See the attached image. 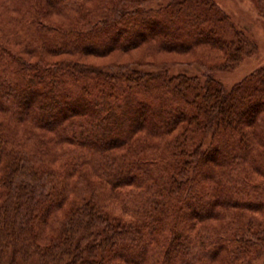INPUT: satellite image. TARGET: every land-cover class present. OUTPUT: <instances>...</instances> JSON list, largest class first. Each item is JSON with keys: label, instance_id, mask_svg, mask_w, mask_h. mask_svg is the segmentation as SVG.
Masks as SVG:
<instances>
[{"label": "trees", "instance_id": "trees-1", "mask_svg": "<svg viewBox=\"0 0 264 264\" xmlns=\"http://www.w3.org/2000/svg\"><path fill=\"white\" fill-rule=\"evenodd\" d=\"M150 1L0 0V264L264 253V66L228 89L73 58L205 47L231 69L254 49L214 0Z\"/></svg>", "mask_w": 264, "mask_h": 264}, {"label": "rangeland", "instance_id": "rangeland-1", "mask_svg": "<svg viewBox=\"0 0 264 264\" xmlns=\"http://www.w3.org/2000/svg\"><path fill=\"white\" fill-rule=\"evenodd\" d=\"M219 8L225 12L234 26L241 30L246 37L252 41L253 51L246 53L241 61L231 69H218L210 64H218L220 58L215 57L214 51L205 47L196 48L190 52H173L154 50V47H148L145 44H137L126 49H116L99 56L92 54L77 55L73 58L85 60L97 65H111L123 67L132 62H140L138 66L145 71L166 70L171 75L186 74L189 76H198L201 83H204L208 77L213 76L220 80L223 85L230 89L235 83L242 80L253 70L264 66V13L259 8L262 5L260 0H214ZM168 0H151L145 6L156 8L167 4ZM45 20L56 24H68L70 17L52 15ZM167 27V26H166ZM161 27V29H166ZM209 143V138L206 144ZM210 165V164H209ZM262 180V177H255ZM200 202H198L199 204ZM116 205V201L113 203ZM250 215H258L253 210H246ZM213 227L217 228L221 223H215ZM208 223H206L207 225ZM138 256L133 255L132 259ZM37 260V258H35ZM256 264L264 263V253L261 257L254 260ZM217 264V263H216Z\"/></svg>", "mask_w": 264, "mask_h": 264}]
</instances>
